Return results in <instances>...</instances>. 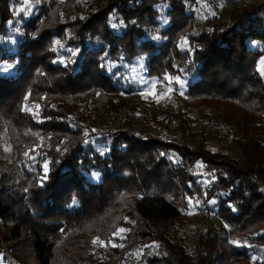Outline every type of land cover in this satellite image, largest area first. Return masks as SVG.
I'll list each match as a JSON object with an SVG mask.
<instances>
[{
    "label": "trees",
    "instance_id": "trees-1",
    "mask_svg": "<svg viewBox=\"0 0 264 264\" xmlns=\"http://www.w3.org/2000/svg\"><path fill=\"white\" fill-rule=\"evenodd\" d=\"M19 1L0 0V39ZM72 2L60 7L62 19L46 3L32 18L20 16L17 51L0 46L1 63L12 60L18 71L0 72V257L89 264L102 242L106 260L95 264H252L253 252L264 264V0L227 20L213 0L204 23L200 0H108L78 11ZM47 21L55 25L45 28ZM153 29H161L158 40L148 36ZM137 68L173 87L185 79L183 100L158 102L143 118L158 131L178 126V138L144 133L133 116L111 117L137 109V84L127 77ZM201 107L232 125L227 151H212L213 124L191 131L188 111ZM98 115L110 117L94 127ZM193 136L198 143L189 145ZM200 165L211 177L202 189ZM191 197L217 201L225 236L215 224L194 231L191 247L171 236L188 219ZM121 225L129 231L116 240ZM241 240L251 247L234 244ZM139 248L140 261L127 259Z\"/></svg>",
    "mask_w": 264,
    "mask_h": 264
},
{
    "label": "rangeland",
    "instance_id": "rangeland-1",
    "mask_svg": "<svg viewBox=\"0 0 264 264\" xmlns=\"http://www.w3.org/2000/svg\"><path fill=\"white\" fill-rule=\"evenodd\" d=\"M65 0H20L18 4H14L13 11L15 13L16 20L14 23L11 24V31L10 34L6 38L0 39V46H4L7 48L10 52L17 51V44L21 42L25 37V29L22 25L23 18L29 19L32 18L35 14L38 13L41 6L46 3L48 5V14L50 17H52L54 14L56 16L59 14V18L64 15L60 16L59 10L60 7L63 5ZM255 0H219L220 9L223 11V16H221V20H227L229 17L231 11L235 10L238 6H243L247 4H251ZM51 2H57V6L53 7ZM108 0H73V9L78 11L81 9H89L92 8L96 10L101 5L106 4ZM213 0H200V8H201V17L202 22L204 23L205 20L212 18V15L215 13L212 12L209 7L212 5ZM228 3V4H227ZM219 5V4H218ZM225 5V7H224ZM166 9V8H164ZM20 16H23V18L19 19ZM64 19V18H63ZM167 19V18H166ZM163 20L164 26L167 24V20ZM46 19H43L42 22H44ZM219 20L220 22H222ZM55 24L51 23V21H47L45 28L54 26ZM41 28V27H40ZM161 29H153L149 34V38H152L154 40L159 39ZM58 47V46H56ZM57 55L61 58L62 61H72V55H68L65 49H57L54 48ZM1 54V53H0ZM6 54V53H5ZM1 57V56H0ZM264 61V58L262 59ZM261 61V62H262ZM260 70L264 65L260 63ZM0 72H3L4 74L12 73V76H17V64H13L12 60L4 61L1 63L0 61ZM264 75V74H263ZM118 76L121 78L123 82L128 83L124 77L121 74H118ZM127 77L135 82L136 87L135 91L138 95V101H137V109H134L135 112L133 114V111L128 113L125 111H122L120 113H114L111 114V117H119V118H130L131 116L135 117L136 124L140 126V129L142 132H154V133H160L164 135L167 138L171 137H179L180 130L178 126H170V128H159V131L154 126H151L148 124V126L143 123V118L146 114L149 113L151 107L158 103V102H167V101H173L176 100H183L184 97V82L185 79L179 80L178 79V86L173 87L171 85H166L162 83L155 82L151 79H148L145 74H141L137 69L131 70L130 73L127 74ZM29 102V100H27ZM188 121L190 124V128L192 132H196L201 124V121H207L210 124H213L216 127L217 134L219 141H216L212 134L207 135V139L211 145V149L214 152H217L218 149L223 150L221 148L226 149V151L229 149L228 144H230L231 140L229 137H226L229 134L236 135L234 130L231 127L229 122H225L223 120L224 115L222 116L217 110L213 108L208 107H201L194 111H188ZM208 115V116H207ZM110 116L107 115H98L93 122L94 127H101L107 123V118ZM189 145H193L198 143V138L193 136L192 138L187 139ZM99 145H102V143H99ZM172 157V156H171ZM196 172V182L200 185L201 189L207 186L211 180V177L207 172L205 171L204 166L200 165L199 168L195 170ZM190 202L189 210L185 211L187 220H183L182 222L178 223L175 228H171V236L176 237L180 242H182L185 245H188L191 247V244L193 243V232L198 230L199 228L203 227L204 225H210L215 224L218 227V231L222 236H225L227 234V225L223 223L221 220H219L217 214H216V208L217 207V201L212 200L211 202H203L202 199H198L197 197H191L188 199ZM208 211L209 213H212L215 215V219H208L207 217L203 216L202 214ZM131 215H126V220L131 221ZM120 229H124L125 231L120 232ZM129 231V229L121 225L119 229L117 230L116 234L114 235L116 240H121L124 235ZM252 241H244L241 240L240 242L234 243L240 248H244L245 246L251 247ZM98 244V252L97 255H94L91 260L89 261V264H95L97 262H101L102 260H106V254H105V244L104 243H97ZM113 246H117L115 241H112ZM152 250V247L150 248ZM146 250L144 248H139L137 251H133L132 254H129L127 256V259L130 261L138 262L140 259L145 255ZM252 264H255V261H260L259 256L256 258L254 252L252 253ZM0 264H18L15 260H7L5 261L2 257H0ZM108 264H121V260L119 261H108Z\"/></svg>",
    "mask_w": 264,
    "mask_h": 264
},
{
    "label": "snow or ice",
    "instance_id": "snow-or-ice-1",
    "mask_svg": "<svg viewBox=\"0 0 264 264\" xmlns=\"http://www.w3.org/2000/svg\"><path fill=\"white\" fill-rule=\"evenodd\" d=\"M261 64L264 65V61H262ZM261 73L264 74V67L261 68ZM37 107H38V105H37ZM5 150H8V149H5ZM25 155H27V153H25ZM44 170H45V176L42 177L41 179H46V178H47V177H46V173H47V171H48L47 164L44 165ZM119 231H120V232H123V231H125V230H124V229H120ZM97 239H98V238H97ZM97 239H94V240H93V243H96V242H97ZM101 243H102V242H101ZM234 243H237V242H234Z\"/></svg>",
    "mask_w": 264,
    "mask_h": 264
},
{
    "label": "built area",
    "instance_id": "built-area-1",
    "mask_svg": "<svg viewBox=\"0 0 264 264\" xmlns=\"http://www.w3.org/2000/svg\"><path fill=\"white\" fill-rule=\"evenodd\" d=\"M202 215L205 216V217H207V218L210 219V220L216 218L214 214L209 213L208 211H205Z\"/></svg>",
    "mask_w": 264,
    "mask_h": 264
}]
</instances>
